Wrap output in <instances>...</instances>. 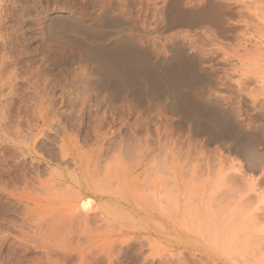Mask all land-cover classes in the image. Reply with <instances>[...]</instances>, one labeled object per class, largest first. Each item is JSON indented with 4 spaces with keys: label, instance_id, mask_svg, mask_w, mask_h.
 Returning a JSON list of instances; mask_svg holds the SVG:
<instances>
[{
    "label": "rangeland",
    "instance_id": "obj_1",
    "mask_svg": "<svg viewBox=\"0 0 264 264\" xmlns=\"http://www.w3.org/2000/svg\"><path fill=\"white\" fill-rule=\"evenodd\" d=\"M107 1L108 0H0V264H213L212 260L206 259L196 251L197 244L194 242L195 238H198L197 236L199 233L194 235V231H198L201 224L200 217L198 219L199 222L197 221V217L195 218V212L192 213L191 216L193 217V220H191L194 224L189 225L191 220L187 221L189 224L186 220L183 221V219L180 222L181 225L186 224L185 226L188 228V233L194 237L191 238L194 242L190 243H186L184 241L185 238L177 241V239L170 234L168 229L165 230L157 226L159 224L155 222L151 213L154 211L152 208H154V204L157 200L156 198H158L156 195L157 183L161 180L163 182L160 181V183H164L163 186H166L169 182V178L172 180V175H170L168 171L170 170V159L167 158V156L172 149V147H170V133L175 132L176 129L173 124H175L174 121H176L178 117L176 118V116H172L171 113H169L170 107L168 105L170 99L166 101L162 93L164 98H162L163 96H156L157 99L156 97H151L149 93H130V95L124 93L126 97L124 98L125 101H119L117 105L115 104L116 109L113 110V112H107L105 114L106 110L104 112V107L97 110V102L95 100L96 90H92L87 86L90 80L95 79L89 72V75L87 74L85 77H82L81 72L82 74H86L87 64L78 59L80 51L74 46L73 39L70 37L72 35L68 34L70 36H65L59 31L49 34L45 29L50 19L54 16H60V18L67 21H72L75 27L80 31L93 29L107 30L112 33L117 29L112 33L115 34L122 28L121 30L124 29L123 31H125L127 36L136 35L137 43H139L137 48L141 46L139 49L141 51H146H144L146 57L147 59L150 58L148 61H152L151 63H153L154 59V62L163 59L170 61L171 53H175L176 50L178 51L176 53L180 51V53H186L193 57L195 55L196 58L194 57V59H198L195 60V62L200 59L201 61L203 60L201 66L204 67L205 71L202 72L201 78L198 77V82L201 84L203 93L206 94L207 97H210L217 82L221 83V81H223V83H221L222 86H220L222 88L225 87L223 89L221 88V91L224 92L226 96H229L230 93V96L233 95V97H231L233 99H230L232 101L229 102L228 100H225V102L222 100L220 104L226 102L235 103L236 108H240L241 114H243L244 117L246 116L245 118L252 120V123L255 122L254 125H256L255 127L258 132V135L255 134L256 137H258L256 138L257 143L255 148L259 153L261 152L264 154V119H262L264 118V93H262L264 92V20L262 21V19H264V4H262L264 0H262L261 3H259V0H256V2L255 0H252V2L249 0H247L248 2L244 0H218L222 8L224 7L222 12L224 11L223 13L228 14L227 11H230L229 13H231V16H228L230 14L225 15V17H231V20H227L229 19L228 17L226 19L224 18V21L229 24L225 22L227 27H231V25L234 24V20L237 22L243 19H247L243 21L248 25L245 27L244 23V25L239 23L241 27L238 25L239 27H236L238 30L235 28V31H230L231 34L227 33V36H230L229 38L227 37L228 39L220 40V43L222 42L221 46L217 42H214L215 45H213V38L208 39L210 42L206 47L202 45L200 39L194 38L193 34L191 35L190 32L193 29H188L186 27H170L169 13H167L168 15H164L166 17H155V10L160 7H166L169 2L168 0H109L110 3H107ZM214 1L218 3L217 0ZM206 3H208V0H184L181 3V10L183 13H188L186 11L189 10V13H191L196 7H204ZM224 3H226L225 6H223ZM243 7H246V10ZM256 8H258V10ZM262 9L263 15L261 12ZM236 11H241L243 14L241 12L238 14ZM168 12H170L169 8ZM234 12L239 18L234 15ZM253 14L255 15L253 16ZM258 14L261 15L259 16ZM106 17L114 19V24L111 23L110 26L108 23L105 24L107 20ZM248 18L254 20L248 21ZM231 21L232 23H230ZM253 23L256 24L255 27H253ZM243 27L249 29H243L246 31L243 32ZM253 28H255V31H253ZM256 29L258 30L257 32ZM259 30H261V32L263 31V34ZM258 33H261V35ZM232 34L234 36H232ZM231 36L234 38L231 39ZM235 36L237 37L236 40ZM98 37L100 38V36ZM97 38H92L94 39L92 41L96 42L95 39ZM90 41L91 40L88 42ZM244 42L246 45L243 44ZM251 42H253L252 47L250 45ZM93 45L96 46L97 44L94 43ZM242 45H245V47ZM248 45L250 47H248ZM254 45H256V48H253L255 47ZM215 46H219L220 49ZM232 46L233 48L231 50ZM241 46L246 48L247 51H250L251 54L247 53L248 56L244 54L245 52L242 51L243 48ZM208 47L212 49H208ZM236 47L241 48L239 49ZM247 48H251V50ZM257 48L260 50H256ZM208 50H211V52H208L212 56L208 57L209 61L211 58V62H205L207 60ZM236 51L239 53L237 54ZM233 52H235L237 56ZM233 57L235 60H232L234 59ZM242 57L244 59H242ZM239 58H241L240 61L244 60L245 64L249 65L242 66L247 67L244 68V72L243 69L239 67V63H237L240 62L238 60ZM247 59H249V61ZM220 61L224 63L222 62L221 64ZM227 64H231L232 66H230L232 68ZM243 64L244 63H242V65ZM208 65L211 66L208 67ZM216 67H218L217 70H215ZM229 67L233 70V73L236 74L235 76ZM239 68L240 74L245 73L242 75H246L249 82L254 79L251 81L252 84H249V89L251 91L249 93V98L239 93V91H236L238 92L237 97V93L233 90L234 88L235 90L237 89L236 84L241 81L240 79L237 81L238 78L241 77L240 74H238L239 71H236V73L234 71L239 70ZM213 69L214 71L212 72ZM249 72H251V75ZM76 74L80 76H76ZM223 74L227 75V78L220 79L224 76ZM217 77H220L219 80ZM242 78L243 77H241V79ZM200 79L203 81H200ZM234 80L236 84L233 82ZM258 84L262 85L261 89L258 87ZM110 88L112 89L111 86ZM101 96H106V92L101 93ZM241 96L244 98L242 99ZM261 96L263 99L260 101H263V105H259L258 107L259 102L257 101L262 98ZM129 97L133 101L130 100V102ZM214 99L216 98L214 97ZM254 100H256L257 103L254 102ZM137 103L138 107L136 108L135 105H137ZM47 104L51 105L49 106L50 108ZM251 105H253L254 109ZM167 106L168 108H165ZM137 115H140V118ZM98 117H104V120L100 121V124ZM135 118H138L137 120L140 119L138 122L142 124H139L137 121L135 123ZM256 118H258L257 121ZM100 119L102 120V118ZM122 122L123 124H121ZM147 123H149V125ZM155 124L158 126L156 127ZM131 125L136 130H134ZM190 126L191 124H186V126L184 125L183 128H179V131L176 132L178 136L182 134L179 141L184 139L183 136L185 134L190 135V140H188L190 142H187V145L185 144V140L182 143L180 142L182 151H187L185 154L186 156H182L185 152L183 153L180 151V154L182 153L181 156L184 158L182 160L183 162H181V166L183 167L184 165L183 171L185 169L188 170L184 171L187 176L184 177V179L186 178V181H188L190 176L192 178L193 175V178H195L188 181L190 185L188 186L189 188H187L190 189L191 184L197 180V182L194 183V187L191 188L195 195L192 194V190L190 192V195H193L194 198L193 196L191 199L189 198L195 201L200 191L202 192L203 189L207 191L209 188L214 189L215 186L220 183V180L217 181L218 179L216 180V176H214L215 171L213 168L215 167L212 168V166H210L211 158H213L214 166V158H216L217 152L213 151L214 147L212 146H208V148L203 146V148L207 150L204 149V153H200V151L203 150H199L201 147H199L198 144V146L196 145L195 142L198 143V140L193 137L191 132L192 126ZM95 127H97V129ZM117 129L121 134L119 132L118 134L114 132ZM131 129L134 130L132 133L136 139L131 137V140H129L132 134L131 131H133ZM172 129H174V131H172ZM146 131L148 136L146 135ZM152 132H154L156 136H153L154 133ZM127 133L129 134L127 135ZM116 134L122 137V145L124 144V148L122 145L118 147L119 145H117V142L115 144L111 141L112 138V140H114L116 139L115 137H117L116 141L119 140V144H121L120 137L116 136ZM236 134L237 132L235 135ZM98 135L104 136V138L109 137L110 141L109 138L105 141L103 139L102 142L99 143V146H97L95 141L98 139ZM113 135L114 137H110ZM157 135L160 136L161 141ZM153 137L156 138L154 139ZM165 138L166 141H164ZM167 138L169 140H167ZM124 139L128 143H126ZM185 139H188L186 135ZM106 141L111 143H106ZM129 141L132 142L129 143ZM162 141L163 143H161ZM193 143H195V146ZM108 145H111V149L107 147ZM132 145L135 146L132 148ZM166 146L167 148H165ZM183 146L184 149L182 148ZM125 147H128V149L125 150ZM157 147L159 152L157 151ZM194 147L195 149L193 150L192 148ZM168 148H170L169 151ZM261 148L263 150H261ZM91 149L93 150L90 151ZM96 149L98 151L94 154ZM101 149L104 150L101 151ZM209 149L213 151H210V156L213 155L212 157L209 156V153L207 154ZM129 152L133 153L130 154ZM164 153L167 159L164 158ZM198 153L199 155L201 154L200 156H204V159H202L203 161H198L199 164L202 162L200 165L205 169L204 171L200 169L203 171V174L206 173L203 177L199 176L202 172L200 173L198 168H201V166L198 167L199 164L196 161L200 158V156L197 155ZM196 155L198 157H196ZM99 156L100 158H98ZM104 156L108 159H105ZM122 156L123 159L119 161ZM150 156L152 159H150ZM154 156L159 159V162L158 160L155 161ZM187 156L190 157L188 158ZM160 157H162L161 161L163 160V162L160 161ZM208 157L210 160H208ZM104 159L107 160V162ZM187 159H189V161L191 160L189 164L186 161ZM231 159L230 162L224 160L227 162L226 164L223 162L226 170H228V167L229 170L230 167H237L235 165L238 162V157H231ZM94 162L98 165H96L97 167L94 165ZM156 163H158V165H155ZM159 163L161 165L160 167ZM186 163L190 166H187ZM228 163L233 165L231 166ZM147 165L150 169L148 167L146 168ZM207 166L210 167L208 168ZM211 168L213 169V175L208 176V171H212ZM84 169L85 171H83ZM101 169L104 172L106 171V174L102 173ZM157 169L159 172L156 173ZM196 169L198 171H196L195 174L194 171ZM80 171L83 172L79 176ZM230 171H232V169ZM159 173L160 175H158ZM165 173H167L168 177ZM98 174L101 177L99 179ZM141 174L145 175L142 176ZM197 174L200 177L199 180L197 178L198 176H196ZM247 174L251 176L255 175L254 172ZM104 175L105 177L102 178ZM107 176L108 181L106 179ZM143 177L146 178L142 180ZM201 178H203L202 182ZM171 180L168 184L172 186ZM193 180L195 181L192 182ZM214 180V186L210 187L208 183ZM101 182L104 184H101ZM206 182L207 186L205 188ZM79 183L88 184L90 188L87 190L80 189ZM201 183L203 187L202 190L195 187H200ZM145 184L147 186H145ZM220 184L218 185V187L220 186L218 189L223 188ZM168 186L164 188V196L165 192L168 193V195L170 194L171 188ZM194 188L197 189V193ZM101 190L105 192V194ZM153 190L154 193L152 192ZM189 191L187 190V193ZM66 193L70 197H68ZM77 194L79 195L77 196ZM107 194H111L112 196ZM142 195L146 197L142 198ZM71 198L79 199L78 205H80L83 200H87L89 208L88 206L86 207L87 209L85 208V213H83L84 210L82 211L81 209V216H79L80 209H78V206L74 209V212H70V209H67L69 208L68 202L72 200ZM81 200L82 202H80ZM147 201L148 203L152 202V204H150L151 207L148 203V205L145 206V202ZM64 205L67 208L63 207ZM98 206L100 208H97ZM149 209H151V211ZM95 212H97V214H95ZM74 213L78 217L76 220V216L73 215ZM93 216H95V219ZM69 217L71 218L69 219ZM79 217H81V220ZM68 220L71 223H69ZM99 221H103V223ZM196 222L198 226L195 225ZM188 225L192 228L188 227ZM193 228L196 230H193ZM201 230L202 229L198 232ZM97 232H99V234ZM178 252H180V255L177 254ZM238 260V262L237 260L235 261L236 264H241L240 259Z\"/></svg>",
    "mask_w": 264,
    "mask_h": 264
},
{
    "label": "bare ground",
    "instance_id": "obj_2",
    "mask_svg": "<svg viewBox=\"0 0 264 264\" xmlns=\"http://www.w3.org/2000/svg\"><path fill=\"white\" fill-rule=\"evenodd\" d=\"M168 1L169 2L166 5V7H160V8H157L155 10V13H154L155 17L160 18V17H163L165 14L168 15L167 13H169L170 15H168V17H169V20H170V22H169L170 23V25H169L170 27H180V28L181 27H186L188 29L189 28L193 29L191 32L190 31L189 32L191 33V35L193 34L194 38L200 39L202 41V45H204L205 47L209 45L210 41L208 39H210V38H213V41H212L213 43L217 42L221 46L222 42L220 43V40L221 39L222 40L226 39L228 37L227 35L230 33V31L234 30L236 27H239L241 25V24L239 25V23L243 24L245 22L243 20H247V19H243L241 21V20L237 19L238 20L237 22L234 20V22H233L234 24H232L231 27H229V26L227 27L226 25L228 24V22H226L224 20L228 16H231V13H229L230 11L229 12L227 11V13L230 14V15H228L226 13H223L224 11L222 12V9L224 7L222 8V6H221V4L219 3L218 0L217 1H218L219 4L216 3L214 0H208V3H206V5L204 7H200V8L196 7V9L193 10V12H191V13H189V10L186 11L188 13H183V11L181 10L182 9L181 8V6H182L181 3L184 0H168ZM244 1H247V0H244ZM249 1L252 2V0H249ZM259 1H260L259 3H261L262 0H259ZM240 2H242V1H240ZM255 2H256V0H255ZM107 3H110L109 0L107 1ZM94 4H95V2H94ZM250 4H248V5H250ZM262 4H264V3H262ZM225 5H226V3H224L223 6H225ZM255 5H258V4H255ZM245 6H247V5H245ZM252 7H253V5H252ZM168 8H169L170 12H168ZM243 8L245 9L246 7H243ZM248 9H249V7H248ZM256 9L258 10V8H256ZM239 12H241V11H239ZM239 12L236 11V13H238V14H239ZM261 12H262V15H263V9H262ZM244 13H245V11H244ZM255 14H257V13H255ZM255 14H253V16ZM225 15H228V16L225 17ZM234 15H235V12H234ZM235 16H237V15H235ZM164 17H166V16H164ZM247 17H249V16H247ZM228 18L229 19H227V20H231L230 19L231 17H228ZM234 18H232V19H234ZM106 19L107 20H106L105 24L108 23L109 26H110L111 23L114 24L113 21H115V20L112 19L111 17H106ZM249 20L253 21L254 19L251 20V19L248 18V21ZM263 20L264 19H262V21ZM239 21H241V22H239ZM254 22H256V21H254ZM230 23H232V21ZM244 24H245V27H246V25H248L247 23H244ZM255 25L256 24L253 23V27H255ZM249 27H250V25H249ZM251 27H252V23H251ZM262 27H263V25H262ZM256 28H258V27H256ZM45 29L47 30V32L49 34L52 33V32H58L59 31L65 36H67L68 34L72 35V36H70V35H68V36L72 37L73 42H74V46L77 47L79 49V51H80L79 52L80 55H79L78 59L80 61H82V62L87 64L86 74L85 73L82 74V72H81L82 77H85L87 74L89 75V73H90L95 79V80H90L89 84H87V86H89L92 90H96L95 100L97 102L96 103V109L97 110L101 109V107H104V112L106 110L105 114L107 112H113V110L116 109V105L119 103V101L120 102L121 101H125L124 98H126V97L124 96V93L125 94H129V95H130V93H137V94H148L149 93V94H151V97L153 96V98H155L156 96H163L164 95L165 98H166V101H167V99L168 100L170 99L169 100L170 103L168 105L170 107L169 113H171L172 116H176V118L178 117V119L176 121H174L175 124H173L175 126L176 130H175V132L170 133V135H171L170 142H171L172 145L168 141V143L170 144V147H172L171 151H169L170 148H168V151L170 153V155L168 153V156H170V157L167 156V158L170 159V170H168V171H169L170 175H172V180L169 178V182H170V180L172 181V183H171L172 186L170 184H168L169 182L167 184L170 185V186H168L166 184V186L170 187L171 190H170V194L169 195H168V193L165 192V196H164L163 193H164V188L166 186L165 185L163 186L164 183L163 184L160 183V181H161L160 179H159L160 181L157 183V187H156L157 188V191H156L157 194L156 195L158 196V198H156L157 199L156 203L154 202L155 203L154 204V208H152V209H154V211L151 212L155 222H157L159 224L157 226L162 227L165 230L168 229L170 234H172L175 237V239H177V241L180 240V239L183 240V238H185L184 241L186 243L194 242L191 239L193 236H191L188 233L189 231H187L188 228L185 226L186 224L185 225H181L180 222H181L182 219H183V221L186 220V222L191 220L193 218V217H191L192 213L195 212V218L197 217V221L198 222H199L198 219L200 217V224L201 225L199 227H200V229H202L200 232H198L200 229L197 231L195 228H193V230L194 229L196 230V231H194V235L196 233L197 234L199 233L198 236L196 235L198 238H195V242H194L195 244H197L196 245L197 246L196 247V249H197L196 251L199 252L198 254L203 255L206 259L212 260L213 264H236L235 261L237 260V262H238L239 261L238 259H240L241 264H264V154H262L261 152L259 153L258 150L255 148L256 147V143H257L256 142V140H257L256 138H258V137H256V135H258L257 134L258 132H257L256 127H255L256 125H254L255 122L252 123L251 122L252 120L245 118L246 116L244 117V115L241 114L240 108H236L235 103L232 104V102L231 103H227L226 102V103H224L225 105L222 104V103L220 104V102H222V100H224L223 102H225V100H228V102H229V101H232L230 99H233V98H231V97H233V95L230 96L231 94L229 93V96L228 95L226 96V95H224V92L221 91V88H222L221 87L222 86L221 83H223V81H221V83L217 82V84L215 85L216 87L214 86L215 89L212 91L213 93L210 94L211 95L210 97L209 96L207 97L206 94L203 93L201 84H199V82H198L199 81L198 77H200L202 75V72L205 71L204 67L201 66L203 60L201 61V59L199 58L200 60L195 62V60H198V59H194L195 55L193 57V56L188 55L186 53H180V51H179V53H176V52H178L176 50L175 53H171L170 61H167V60L163 59V60H159V61L154 62L155 61V59H154L153 63H151L152 61L151 62L148 61V59L150 60V58L147 59L146 54H145L146 51L143 50V47H142L143 51H141L139 49L141 46L137 48L139 43H137L138 41H137L136 35L127 36L125 31H123L124 29L121 30L122 28L120 29V31H117V33H115V34H112V33H114L117 29L115 31H113L112 33H110L107 30H93V29H91V30L85 29V30L80 31V30H78L75 27V25L72 23V21H67V20H65L63 18H60V16H54V17H52L50 19V21L46 25ZM243 29L247 30L249 28L246 29V28L243 27L242 30ZM253 29L252 30L255 31V28H253ZM257 31L258 30L256 29V32ZM259 31L261 32V30H259ZM243 32H246V31L243 30ZM261 33L263 34V31ZM261 33H258V34L261 35ZM244 35H239V36H244ZM98 36H100V38ZM232 36H234V35L232 34ZM232 36H231V39L234 38V37L232 38ZM255 36H256V34H255ZM92 38H97V39H95L96 42L92 41V40H94ZM88 39L91 40L92 42L91 41L88 42L89 41ZM236 39H237V37L235 38V40ZM242 39H240V40H242ZM232 41H234V40H232ZM254 41H256V40H254ZM234 42H232V43H234ZM245 42L243 44H245ZM94 43L97 44V45L96 46L93 45ZM251 43H250V45L252 47L253 42H251ZM247 44H248V42H247ZM213 45H215V43ZM245 45H242V46L245 47ZM258 45H259V42H258ZM233 46L231 47V50H232ZM254 46L255 47H253V48H256V45H254ZM260 46H258V47H260ZM211 47H208V49L211 48ZM215 47L219 48V46H215ZM248 47H250V46L248 45ZM236 48H239V47H236ZM248 50H251V48H249ZM256 50L259 51L260 49L257 48ZM209 51L211 52V50L207 51L208 56L206 58L207 60L205 59L206 60L205 62H208L209 61L208 57L211 56V54L208 53ZM242 51H244L245 52L244 54H246V55H247V53H250V51H247L246 48H243ZM257 52H256V54H257ZM233 53H235V52H233ZM238 53L239 52H237V54ZM235 55H236V53H235ZM242 55H243V53H242ZM235 58H237V57H235ZM235 58L232 59V60H235ZM245 58H247V57H245ZM240 59L241 58H239L238 60L240 61ZM242 59H244V58L242 57ZM247 60L249 61V59H247ZM223 61H224V59H223ZM209 62H211V58H210ZM222 62H221V64H222ZM237 63H239L240 66L239 65L238 66L243 69V72H244V68H247V67L246 66L242 67V66H244V65L249 66L248 64H245L244 60L243 61L241 60L240 62H237ZM242 63H244V64L242 65ZM211 65H208V67L211 66ZM230 65H228V66H230ZM215 66H217V65H215ZM230 67H229V69L232 68V67L231 68ZM217 68L218 67H216L215 70H217ZM229 69H228V71H229ZM209 70H211V69H209ZM213 71H214V69L212 70V72ZM234 71H235V73H236V71L237 72L239 71L238 74H240V68H239V70H234ZM253 71H255V70H253ZM215 72H217V71H215ZM232 73H233V70H232ZM249 73L251 75V72H249ZM242 74H245V73H241L240 74V76L243 77L242 79H241V77L238 78V76H237V78H238L237 81H239V79L241 81H239V82L236 81L237 84L235 83V80L233 81L236 84V87L238 89V90L237 89L235 90V88H234L233 90L235 92L239 91V93H241L244 96H246L247 98H249V93L251 92L250 89H249V84H252L251 81L254 80V79H252L249 82L248 77L246 75H242ZM254 74H256V73H254ZM223 75L225 77L221 75L222 77L221 78L219 77V78L220 79L227 78V75H225V74H223ZM235 75L236 74H234V76ZM76 76H80V75L76 74ZM231 76H229V77H231ZM248 76H249V74H248ZM252 76H253V74H252ZM208 78H210V77H208ZM219 78H218V80H219ZM254 78H255V76H254ZM202 79H200V81ZM218 80H216V81H218ZM261 83H262V80H261ZM202 85H203V83H202ZM212 85H214V84H212ZM110 86L112 87V89L110 88ZM261 86L262 85L258 84V87L260 89H261ZM103 92H106V96H101V93H103ZM236 93H237V97H238V92H236ZM262 93H264V92H262ZM164 96L162 98H164ZM151 97H150V99H151ZM214 97L216 99H214ZM241 98H242V96H241ZM256 98H257V96H256ZM156 99H157V97H156ZM262 99H263V97L261 99H258L259 101H257V102L260 103V104L258 103V107H259V105L260 106L263 105L264 102L262 101L263 102L262 103L260 101ZM130 100H132V99H130V97H129V101ZM219 100H221V101H219ZM233 101H235V100H233ZM248 101L251 102L250 100H248ZM254 102H256V100H254ZM231 104L235 105V106H232ZM237 104H238V102H237ZM47 105H48V107L51 106L50 104H47ZM135 106L137 108L138 107V103ZM168 106L165 107V108H168ZM251 106L253 107V105H251ZM46 109H47V106H46ZM120 109H121V106H120ZM147 109H149V108H147ZM253 109H254V107H253ZM150 110H152V109H150ZM256 110H258V109H256ZM263 111H261V112H263ZM147 112H145V113H147ZM253 112H254V110H253ZM257 114H258V112H257ZM137 116H135V117H137ZM100 118H102V120ZM119 118H120V116H119ZM260 118H262V117H260ZM137 119L135 120V123H136V121L137 122L140 121V119L139 120H137ZM257 119L258 118H256V121H257ZM262 119H264V118H262ZM103 120H104V117H98L99 124H100V121H103ZM126 121H129V120H126ZM126 121H124V122H126ZM164 121H165V119H164ZM126 123H128V122H126ZM138 123L142 124L140 122H138ZM121 124H123V122ZM130 124H132V123H130ZM147 124L149 125V123H147ZM186 124H191V126H192V128H191L192 135H193L194 138H197V140H198V143L195 142V141L194 142L196 143V145L198 144L199 147H201V149H199V150H203V151H200V153H202V152L204 153V151L207 150V149L203 148V146L206 147V148H208V146H212V147H214L213 151L217 152L216 158H214L215 159L214 166H213V158H211L212 160H210L209 157H208V160L211 161L210 162L211 163L210 166H212V168L215 167V168H213L214 171H215V175L214 176H216V180L218 179L217 181L220 180L219 182L221 184L220 183L219 184L222 185L221 187H223L222 189H218V188H220V186L218 187L219 184H217V186H215L214 189H210L209 188L210 190L208 189L206 191L204 189L202 190L203 187H202V183H201V185L199 184L201 188L199 186H195V187L199 188L200 190H202V192L200 191V194L197 196V198L195 197L196 198L195 201L190 200L191 197L193 196V195H190L191 194L190 192L192 190V194H194L193 193V189H191V188L194 187V185H195L194 183L197 182V180L196 181L193 180L192 182H194V181L195 182L193 184H191L190 189H188L189 188L188 186L190 185L189 184L190 182H188V181L190 179L192 180V179H195V178H193V176H194L193 175L192 178L190 176L189 180L186 181L187 179L186 178L184 179V177H187V176H186V173H184V171L185 170L188 171V170L185 169L183 171L184 165H183V167L181 166V162H183L182 161L184 159L183 157L186 156L185 154H186L187 151H182L180 144L185 140V142H186L185 144L187 145V142H190V141H188V140H190V135L185 134L186 137L188 138V139H185V135L183 134L184 135L183 136L184 139L183 140L181 139V141H179V140L182 137L181 136L182 134L181 135L179 134L180 136L177 135V132L179 131L178 129L179 128L180 129L183 128V126L184 125L186 126ZM256 124H258V123H256ZM157 126L158 125H156V127ZM258 126H260V125H258ZM131 127L133 128L132 125H131ZM95 128L97 129V127H95ZM109 128H110V126H109ZM133 129H131V130H133ZM262 129H263V127H262ZM95 130H93V131H95ZM117 130H115L114 132H116L118 134L119 130L118 131ZM131 130H128V131H131ZM134 130H136V129H134ZM134 130L131 131V133L134 132ZM120 131H121V129H120ZM143 131H145V130H143ZM172 131H174V129H172ZM102 132H103V130H102ZM169 132H171V131H169ZM182 132H183V130H182ZM191 132H189V133H191ZM236 132H237V134L235 135ZM129 133H127V135ZM152 133H154V132H152ZM117 134H116V136L120 137V135H117ZM154 134H153V136H156V134L155 135ZM94 135H96V134H94ZM146 135H147V131H146ZM159 135H160V133H159ZM260 135H262V134H260ZM98 136H97L98 139L95 141L97 143V144L95 143L97 146H99V143H101L103 139L105 141V140H108V138H109V137H106L107 138L106 139V138H104V136H99V137ZM110 137H114V135L110 136ZM131 137L136 139L134 137L133 133L129 137V140H131ZM158 137L160 138V136H158ZM115 138L117 139V137H115ZM153 138L155 139L156 137H153ZM168 138H167V140H169ZM112 139H111V141H113L115 144H116V142L118 143L117 144V145H119L118 147H120L122 145V143H123L122 137H120V141H121L120 143L121 144H119V140L116 141V139H114L115 140L114 141ZM137 139H138V137H137ZM140 139H142V138H140ZM145 139H147V138H145ZM127 140H128V138H127ZM109 141H110V138H109ZM124 141L126 142L125 139H124ZM148 141H150V140H148ZM160 141H161V138H160ZM164 141H166V138H165ZM108 142L106 141V143H108ZM131 142L132 141H129V143H131ZM158 142H156V143H158ZM109 143H111V142H109ZM126 143H128V142H126ZM151 143H149V144H151ZM161 143H163V141ZM195 143H193V145ZM95 144H94V146H95ZM188 144H190V143H188ZM123 145H122V147L124 148ZM110 146L108 145L107 147L110 148ZM134 146L132 145V148ZM129 148H131V147H129ZM165 148H167V146ZM182 148L184 149V146ZM104 149H105V147H104ZM104 149H101V151H103ZM127 149H128V147L125 150H127ZM146 149H147V147H146ZM149 149H150V147H149ZM192 149L194 150L195 147L192 148ZM92 150L93 149H91L90 151H92ZM261 150H263V149L261 148ZM96 151H98V150L96 149L94 151V154H95ZM157 151H158V147H157ZM180 151H182L183 153L185 152L182 155L183 157L181 156L182 153L180 154ZM210 151L213 152L212 149L211 150L209 149V152H207V154L209 153V156L211 155ZM126 153H127V151H126ZM129 153L132 154L133 152L132 153L129 152ZM105 154H106V152H105ZM155 154H153V155H155ZM160 154L162 155L161 152H160ZM213 154H216V153H213ZM134 155H135V153H134ZM166 155H167V153H166ZM197 155H199V153ZM197 155H196V157H198ZM151 156H150V159H152ZM163 156H165V153L163 154ZM206 156H208V155H206ZM212 156H210V157H212ZM107 157H109V156H107ZM203 157L200 156L201 159L198 158V160H196V159L195 160L197 162L199 160L201 161L202 159H204ZM231 157H238V162L235 165L237 167L236 168H231L230 167V170L232 169V171L229 170V167L227 168L228 170H226V168L224 167V164H223V162L225 164L227 163L224 160L230 162ZM98 158H100V156ZM104 158L108 159V158H106V156H104ZM164 158H166V156ZM101 159H103V158H101ZM121 159H123V156L119 159V161ZM161 159H162V157H160V161H161ZM169 159H168V161H169ZM191 159H192V157H191ZM85 160H86V157H85ZM99 160H97V161H99ZM104 160H102V161H104ZM117 160H116V162H117ZM153 160H151V161H153ZM156 160H158V162H159V159L155 157V161ZM105 161L107 162V160H105ZM186 161L189 164L191 160L189 161V159H187ZM161 162H163V160ZM139 163H138V165H139ZM160 163H159V167L161 166ZM187 163H186V165H187ZM194 163H193V165H194ZM198 164H199V162H198ZM200 164H202V162H200ZM200 164L198 165V167L201 166ZM94 165L96 166L97 164L95 163ZM155 165H158V163H156ZM204 165H205V162H204ZM229 165H231V164H229ZM187 166H190V165H187ZM225 166H227V165H225ZM147 167H148V165L146 166V168ZM153 167H154V165H153ZM207 167H205V168H207ZM185 168H187V167H185ZM190 168H193V167H190ZM194 168H195V166H194ZM198 169H199L200 173L201 172L202 173L201 174H199L198 172L197 173L199 174L200 177L201 176L203 177V175L206 174V173L203 174V171L205 169H203L202 166H201V168H198ZM200 169H202L203 171H201ZM213 169H212V171L211 170L208 171V173H209L208 176L209 175H213ZM93 170H94V168H93ZM83 171H85V169ZM83 171L79 172V176L82 174ZM101 171H102V173L106 172V171L104 172L102 169H101ZM148 171H150V170H148ZM154 171H155V169H154ZM196 171H198V170L196 169L194 171L195 174H196ZM157 172H159L158 169H157L156 173ZM190 172H192V171H190ZM206 172H207V170H206ZM210 172H211V174H210ZM251 172H254L255 175L251 176V175L247 174V173H251ZM99 174H101V173H99ZM165 174L167 175V173H165ZM198 174L196 176H198ZM101 175H103V174H101ZM144 175H142V176H144ZM158 175H160V173ZM161 175H162V173H161ZM94 176H95V174H94ZM199 176L197 177L198 180L200 178ZM103 177H105V175L102 176V178ZM167 177H168V175H167ZM99 178H101L100 175L98 176V179ZM145 178L146 177H143L142 180L145 179ZM73 179H74V176H73ZM106 179L108 181V176H107ZM210 179H212V178H210ZM142 180H141V182H142ZM202 180H203V178H201V182H202ZM161 182H163V181H161ZM210 182L208 184L210 185V187L211 186L213 187L214 184H215L214 183L215 180L213 182H211V184H210ZM76 183H78V182H76ZM97 183H98V181H97ZM212 183H213V185H212ZM101 184H104V183L101 182ZM112 184H110V185H112ZM117 184H118V182H117ZM161 184H162V186H161ZM145 186H147V185L145 184ZM206 186H207V182L205 184V188H206ZM79 187H80V189H85V190L90 188L89 185L85 184V183H79ZM93 187H94V185H93ZM162 187H163V189H162ZM103 189H105V188H103ZM112 189H113V187H112ZM142 189H143V187H142ZM186 189L188 191L190 190L188 192L190 196L188 195ZM117 190H119V189H117ZM194 190L196 192L197 189L194 188ZM71 191H73V190H71ZM112 191H114V190H112ZM152 192L154 193V190ZM103 193L105 194V192H103ZM123 193H125V192H123ZM66 195H67V193H66ZM78 195L79 194H77V196ZM107 195H111V194H107ZM152 195H154V194H152ZM68 197H70V196H68ZM141 197L143 198L144 196L142 195ZM79 198H80V196H79ZM122 198H123V196H122ZM193 198H194V196H193ZM147 200H149V199H147ZM78 202H79V199H74L73 198L72 200H70V202H68L69 208L67 210L70 209V212H74V209L78 206V209H80L79 213H80L81 209H82V211L84 210L83 213H85V208L87 206L89 208L88 201L87 200L86 201L83 200V202H82V200H81L80 202H82V203H80V205L77 204ZM145 203H146V205H145ZM145 203H144L145 206H147L148 204L149 205L152 204V202L148 203V201L145 202ZM65 205L63 207H65ZM150 207H151V205H150ZM65 208H67V207H65ZM97 208H100V207L98 206ZM193 208H194V210H193ZM149 210L151 211V209H149ZM192 210H193V212H192ZM86 211H88V210H86ZM90 212H92V211H90ZM81 213H80L79 216H81ZM189 213H191V214H189ZM95 214H97V212H95ZM73 215L76 216L75 213ZM86 215H87V213H86ZM90 217H92V216H90ZM93 217L95 219V216H93ZM70 218L71 217H69V219ZM77 218L78 217L76 216L75 220ZM80 218L81 217H79V219ZM85 219H87V218H85ZM192 220L189 222L190 224L188 222L187 223L189 225L194 224ZM68 222H69V220H68ZM68 222H66V223H68ZM99 222H101V221H99ZM69 223H71V222H69ZM101 223H103V221ZM86 225H87V223H86ZM98 225H96V226H98ZM189 225H188V227H191ZM195 225L198 226L197 222H196ZM68 228H69V226H68ZM86 228H87V226H86ZM94 229H95V227H94ZM81 233H85V232H81ZM97 233L99 234V232H97ZM101 233H103V232H101ZM169 238L172 239L171 237H169ZM152 244H154V243H152ZM149 245H151V244H149ZM177 254L180 255V252H178ZM182 254H184V253H182ZM189 254H192V253H189ZM232 257L235 258L236 260L233 259ZM229 260H232V261H229ZM238 264H240V263H238Z\"/></svg>",
    "mask_w": 264,
    "mask_h": 264
}]
</instances>
